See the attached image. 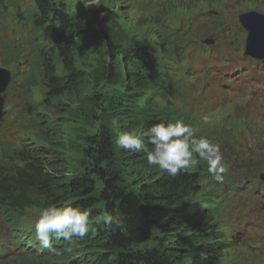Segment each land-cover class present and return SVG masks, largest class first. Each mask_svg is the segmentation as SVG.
I'll list each match as a JSON object with an SVG mask.
<instances>
[{"label":"trees","instance_id":"obj_1","mask_svg":"<svg viewBox=\"0 0 264 264\" xmlns=\"http://www.w3.org/2000/svg\"><path fill=\"white\" fill-rule=\"evenodd\" d=\"M9 1L0 0L3 10ZM130 1L135 2L134 10L137 11L138 1ZM35 5L33 11L25 14L31 23L27 48L15 45L5 48L0 41L3 64L16 70L15 80L10 84L11 91L14 89L13 94L22 100L25 94L29 110L37 108L31 92L28 96L27 93L41 73L46 83L44 90L51 94L49 100L61 97L67 99L68 104L87 101L91 81L84 69L88 63L85 54L86 44L92 42L93 37L88 35L85 25L73 12L75 10H70L64 0H35ZM144 6L143 1L141 14L137 17L142 23H156L161 19L155 16L143 19ZM83 8L82 3L80 9ZM92 16L95 18L97 12L93 10ZM195 25L187 18L180 30L165 19L162 26L165 30L157 31V44L154 43L152 48L148 45L150 38L121 44L112 33H106L109 59L103 63L101 71L108 81H118L119 72L124 74L125 80L121 88L113 87V91L107 94L109 98L102 111L110 110L119 114L118 117L127 118L130 122L127 131H143L162 120L184 119L173 113L170 102L160 108L157 103L159 95L156 94L168 88L187 89L178 71L169 67V63L188 65L200 53L196 63L203 67L202 62L210 50L202 42L191 43L190 27ZM48 33L52 34V40L47 39ZM174 44L180 45L172 49ZM21 58L28 60L27 71L18 72L16 66ZM121 60L124 69L122 66L120 69ZM184 73L191 76L189 66ZM6 96H0V104ZM175 97L189 113L203 117L188 105L184 95ZM2 108L10 121L13 120L11 109ZM36 112L39 115L40 110ZM0 121L8 123L1 117ZM8 125L11 126L12 122ZM28 127L39 131L36 135L42 144L25 143L14 147L19 143H4L0 138V226L6 229V236L0 240V264H207L210 253L212 259L219 257L222 244L219 238L223 232L215 228L219 222L216 211L223 205H216L214 188L206 186V161H200L187 173L172 177L156 166H149L145 152L121 149L122 160H118L114 139L104 129L87 137L89 148L85 150V155L91 156L97 166L91 173L98 174L104 182L96 196L90 175H72L67 168V157L58 156L50 146L55 142L61 144L58 127L49 130L32 119ZM216 134L197 133L219 142L222 152L231 156L224 157H237L239 152L230 133L218 130ZM145 144L151 151L153 146L147 139ZM118 164L129 166V170L138 176L133 187L123 185L121 176L125 172L116 169ZM224 192L221 202H225L228 195L227 191ZM230 192L235 193L231 189ZM98 200L106 203V212L119 214L123 221L121 227L115 224L102 226L92 220L96 213L93 205ZM67 203L87 210L93 228L84 237H74L71 241L63 237L53 238L52 248L62 250V255L57 256L50 249L41 247L35 237V224L31 227L25 221L33 213L39 215L42 208ZM157 228L164 244L143 248ZM195 245H199L198 248Z\"/></svg>","mask_w":264,"mask_h":264},{"label":"rangeland","instance_id":"obj_2","mask_svg":"<svg viewBox=\"0 0 264 264\" xmlns=\"http://www.w3.org/2000/svg\"><path fill=\"white\" fill-rule=\"evenodd\" d=\"M64 1L70 10H75L73 12L76 13L77 19L82 21L88 35L93 37V41L88 45L86 44L87 55L85 54L88 63L84 69L91 81L87 91V101L68 104L67 99L61 97L49 100L51 94L44 90L46 83L40 73L36 83L30 87L27 93L28 96L31 92L37 108L29 110L28 104L26 105L27 97L25 94L22 100L13 94L14 89L12 91L10 89L12 80H15L16 70L13 69V66L3 64V59L0 57V67L11 72V80L5 90L6 92H4L7 96L3 97L0 104V117L5 122H12V125L9 126L8 123L0 121V138L3 140L2 136L5 134L9 140L3 141L4 143H19L14 147L25 143L42 144L43 141L36 135L39 131L36 128L28 127L29 121L32 119L42 127L50 128L49 130L58 127L61 132L59 138L61 144L55 142L51 143L50 146L54 147L58 156L67 157V168L72 175H90L94 185L93 192L96 193V196L97 192L103 188L104 182L98 174L91 173L95 172L97 166L93 163L91 156L85 155V150L89 148L87 137L106 129L114 139L116 157L118 160H122L121 148L117 146L116 139L119 134L127 131V125L130 123L127 118L118 117L119 114H115L113 111H102L106 105L105 101H108L109 98L107 94L113 91V87L121 88L122 82L125 80L124 74L119 72L118 81H108L101 71V66L109 59L105 41L107 34L112 33V37L118 39V43L121 44H128L136 39L150 38L148 45L152 48L154 43L157 44V31L165 30L162 27L165 19L170 20L175 27L182 30L181 25L188 18L191 22L196 23L195 27H190L189 34H193V37L198 38V41L213 40L215 43L209 45L210 47L218 45L243 54L247 33L245 29L242 31L236 29V24H240L238 21L239 13H243V15L251 11L264 13V0H137L139 3L137 11L134 10L136 8L135 2L130 0L117 2L114 0H97L95 5L84 6L83 10L80 9L82 0ZM143 1L145 3L143 19L146 16L148 18L155 16V18H161L158 22L142 23L141 18L137 19L141 14L140 8ZM3 7L0 6V41L5 48L14 45L27 48L31 38L28 34L31 23L29 20L26 21L25 14L26 11H33L36 8L35 0H10L6 10H3ZM93 10L97 12L95 18L92 16ZM212 10L221 13L222 21H219L220 23H215L211 17L200 16L198 21L193 17L200 12L207 13ZM204 24H206L205 33H196L195 28ZM52 37V34L48 33L47 39L52 40ZM177 45L180 44H174L172 49ZM176 54L180 55V52L176 51ZM199 55L200 53L193 58L191 69L194 68ZM121 66L124 67L122 60L120 61V69ZM168 66L179 72L183 69L184 64L169 63ZM16 67L18 72L27 71L29 69L28 60L21 58ZM215 67L218 69L217 65ZM181 77L187 89L168 88L156 94L159 95L157 103L160 108L170 102L174 108L173 113L184 117L183 120L190 123L197 131L209 132L213 128L227 131L230 136L237 133L239 156L233 162H227L228 167L240 173L239 175H243L245 179L264 174V79H254L247 87V90L251 91L252 94L245 97L223 91L212 93L209 85L207 91H202L200 94L202 85L197 88L190 77ZM195 77H197L198 83H207L202 74L195 72ZM2 95L3 93L0 94V96ZM176 95H184L188 100V105L192 106L203 117L189 113L183 103L175 97ZM196 95L198 96L197 100H195ZM2 107L11 109L10 114H13L10 116L13 120L10 121L8 113L4 112ZM37 109L40 110L39 115L36 112ZM186 116L188 119L185 118ZM205 118H207V122H205ZM226 153L223 152L224 155H227ZM226 159L228 158L226 157ZM116 169H124L125 173L121 176L124 179V186L131 188L136 184L138 176L129 170V166L118 164ZM204 176L206 177L207 188H214L218 197L221 196L223 191L221 183L217 182L207 170ZM248 181L246 180V182ZM260 182L263 183L262 180ZM243 193V195L233 197L229 205H226L223 211L218 214L219 222L215 228L218 231H224L219 238L222 240V245L219 257L216 259H212V254L207 252L210 253L207 264H249L251 260L252 264H264V244H260V242L244 244L233 239L232 222L238 224L239 227L241 225V228L251 226V229L257 231L252 236L256 239H260L264 232V227L260 225L259 221V215H264V212L260 210L262 202L259 201V194L249 191ZM104 206H106L104 201L98 200L94 203L93 209L96 208V213L92 217L94 222L97 223V219L106 212ZM244 214H248V216L242 220ZM37 218L38 214L33 213L25 223L34 227ZM97 224L106 226L102 220ZM256 225H260V227L254 228ZM3 229L5 228L0 226V235H2ZM163 244L162 233L157 228L155 235L142 247L149 248ZM198 246L195 245V248ZM13 264L20 263L14 262Z\"/></svg>","mask_w":264,"mask_h":264},{"label":"clouds","instance_id":"obj_3","mask_svg":"<svg viewBox=\"0 0 264 264\" xmlns=\"http://www.w3.org/2000/svg\"><path fill=\"white\" fill-rule=\"evenodd\" d=\"M82 3L91 7L97 0H82ZM145 139L153 146L151 151ZM116 144L125 151L145 152L149 166H156L172 177L187 173L200 161H206L208 173L219 183H223L229 171L220 143L207 136H198L197 130L183 119L162 120L143 131H124L117 136ZM90 216L87 210L71 203L42 208L35 222V237L41 247L60 256L62 250L53 249L51 240L63 237L71 241L74 237H84L93 228ZM100 220L109 227L113 224L121 227L123 224L119 214L112 212H104L97 223Z\"/></svg>","mask_w":264,"mask_h":264},{"label":"water","instance_id":"obj_4","mask_svg":"<svg viewBox=\"0 0 264 264\" xmlns=\"http://www.w3.org/2000/svg\"><path fill=\"white\" fill-rule=\"evenodd\" d=\"M240 20L249 31L247 53L264 60V14L251 11L242 14ZM10 80V70L0 67V93L5 92Z\"/></svg>","mask_w":264,"mask_h":264},{"label":"bare ground","instance_id":"obj_5","mask_svg":"<svg viewBox=\"0 0 264 264\" xmlns=\"http://www.w3.org/2000/svg\"><path fill=\"white\" fill-rule=\"evenodd\" d=\"M9 1V0H8ZM12 4V3H11ZM5 5V4H4ZM6 8H7V6H6ZM17 11V10H16ZM18 12V11H17ZM16 12V13H17ZM21 13V12H20ZM23 13V12H22ZM18 14V13H17ZM19 15H21V14H19ZM23 16V15H22ZM28 19H26V21H27ZM212 21H214V22H217V20H215V19H212ZM32 22V21H31ZM42 41V40H41ZM25 43H26V41H25ZM215 43V42H214ZM21 44H23V43H21ZM4 94V93H3ZM27 118V117H26ZM218 130H220V129H211V131H209V132H202V131H197V133H201V134H210L211 136H215V135H217L216 133L218 132ZM3 137V141H5V142H7L8 140H9V138L7 137V136H5V134L2 136ZM225 156H229V155H225Z\"/></svg>","mask_w":264,"mask_h":264}]
</instances>
